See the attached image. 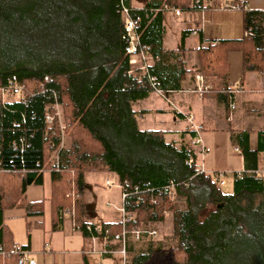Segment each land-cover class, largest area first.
<instances>
[{"label":"trees","instance_id":"1","mask_svg":"<svg viewBox=\"0 0 264 264\" xmlns=\"http://www.w3.org/2000/svg\"><path fill=\"white\" fill-rule=\"evenodd\" d=\"M193 1L149 0L137 12L145 14L164 2L186 10ZM123 3L132 8L130 0H0V87L24 86L19 98L0 102L1 242H6L4 211L24 205L27 188L42 186L47 172L52 173L54 197L70 185L82 195L85 175L105 172L147 191L141 200L132 196L126 201V209L136 216L133 225L162 223L168 213L174 215L177 246L161 249L150 243L130 264H264V175L235 177L233 192L224 193L210 176L197 175L190 142L178 149L163 132L140 130L141 113L134 105L152 88L146 76L140 80L135 70L131 73ZM259 16L247 13L246 27ZM149 31L142 42L162 61L146 40ZM232 43L201 48L199 72L226 85ZM247 44L242 47L245 70L258 71L251 66L254 55ZM154 67L150 72L163 90ZM228 91L219 94L227 105ZM56 102L62 118L49 125L46 117L56 116ZM64 134L70 144L61 148ZM244 137L247 169L257 170L264 145L252 151L249 135ZM171 182L187 183L176 191L186 195L188 209H178L165 189ZM81 197L75 206L77 221ZM25 206L28 216L44 213L41 203ZM205 206L212 210L200 220ZM66 211L55 209L54 231L62 229ZM76 224L84 230L82 223Z\"/></svg>","mask_w":264,"mask_h":264},{"label":"crops","instance_id":"2","mask_svg":"<svg viewBox=\"0 0 264 264\" xmlns=\"http://www.w3.org/2000/svg\"><path fill=\"white\" fill-rule=\"evenodd\" d=\"M130 1L137 9L149 6V0ZM240 1L242 0H200L201 11L195 7L194 0L191 7L180 16L173 12L155 13L146 22L143 33L146 35L147 30H150L146 40L151 48L162 55V61L155 67L153 65V70L164 90V97L152 91L134 105L135 111L141 113L138 119L140 130L161 131L166 142L175 143L178 149L191 143L194 132L189 130L186 115L195 116L197 123L205 128L204 144L210 149V153L203 156L201 146L191 145L197 168L232 174L233 184L237 177L234 173L264 175V151L258 154L257 170L251 171L247 169L242 148L244 134L249 135V147L252 151L264 145V0H243L244 7L231 8ZM247 13L261 14L248 28ZM228 41L233 42V45L227 56L229 78L225 85L221 80L207 78L199 72L198 52L201 48ZM245 44L248 52L254 55L251 66L258 67V71L245 70V55L242 50ZM144 75L140 70L135 72L140 80ZM199 76H203L205 83L211 85L210 91H199ZM226 88L239 91L237 114H232L229 104L220 99L219 94ZM65 137L64 134L61 148H65ZM236 149L240 151L237 152ZM90 174L85 175L83 194L78 195L82 196L80 221H77L75 214L76 202L65 212L62 229L53 230L54 185L52 173L47 172L42 186L31 185L27 188L22 202L24 205L4 211L6 242L0 240V246L5 249L17 246L29 250L36 264H130L131 256L137 252V241L130 238L124 243L114 238L121 229V190L118 188L119 194L115 196L120 201H108V210L104 211V216H99L98 202L101 196L95 192L93 196L89 195ZM107 174L115 175L117 182L110 179L106 182L119 184L116 174ZM37 203L43 205L44 213L28 216L25 205ZM76 223H92L111 233L92 238L79 231L80 225ZM105 225L108 227L105 228ZM149 225L148 229L155 230ZM0 264H17V260L0 254Z\"/></svg>","mask_w":264,"mask_h":264},{"label":"built area","instance_id":"3","mask_svg":"<svg viewBox=\"0 0 264 264\" xmlns=\"http://www.w3.org/2000/svg\"><path fill=\"white\" fill-rule=\"evenodd\" d=\"M245 2L242 0L237 5L231 6L232 9H240L244 7ZM195 7L198 10L202 11V5L200 0L195 1ZM141 10V9H138ZM143 11V10H142ZM184 10L170 6L168 4H164L158 9H149L145 11V14H139L137 12V8H132L126 6L124 3L122 4V12L123 16L126 21V33H127V40L128 45L126 48L127 54L130 56V64L134 70L137 72L138 70L142 71L145 76L147 77L148 83L152 88V91L156 92L157 94L164 97V91L161 90L157 85V78L156 76H153L150 72V69L153 67L154 63H159L161 61L160 56H156L154 54H151V49L148 45L142 42V34H143V22L151 20L152 16L155 13L158 12H173L175 15L180 16ZM199 81L201 82V86L199 88L200 92H208L211 90V85H208L205 83L203 76L198 77ZM24 86L23 85H16L11 86L9 88H2L0 87V92L4 96L2 99V104L5 103V97L12 95L14 97H18L22 95ZM229 93V108L232 114L238 113V99L237 94L239 93L238 90L235 89H228ZM56 111V116L53 114H48L46 117V120L49 125H52L55 122V118H59L61 120L62 118V109L61 105L56 102L53 106ZM61 109V112H60ZM186 119L189 122V130L194 132V137L191 139V145L192 146H201L202 148V155L205 156L206 154L210 153V149L207 148L204 144V126L202 124L197 123L195 116L189 114L186 115ZM237 152H239V149H236ZM56 161L58 163L59 157L56 156ZM197 175L204 174L209 175L212 177L213 181L218 186H223L226 182L225 178L227 175V172L222 171H212L208 172L204 168H199ZM233 175H236L237 177H240L243 175V173H234ZM107 185L109 187H116L121 190V197L123 200V205L120 207L119 211L122 214V218L120 221V231L114 235V238L116 240L122 241L126 243L130 238H133L135 241L139 242L144 240L145 238L155 237L158 235V232L156 230H150L148 229L147 225L142 226H136L133 225V222L135 221V214L132 212H129L126 209V201L128 198L132 196H137L141 200V196L146 193L147 191L142 190L139 186L132 187L129 182H119V184H112L110 182H107ZM179 186H187V183L180 182V183H174L171 182L169 186H167L165 189L169 192H176L177 187ZM173 195V193H172ZM139 200V201H140ZM79 231H82L86 233L88 236H91L92 238L100 236V235H108L111 232L108 230H104L101 227L95 226L94 224L90 223L87 225H84V230H82L81 227L78 228ZM0 253L3 256H8L11 258H16L17 264H36L35 260L31 258V252L26 249H22L20 247L14 246L10 249H5L4 247L0 248Z\"/></svg>","mask_w":264,"mask_h":264},{"label":"rangeland","instance_id":"4","mask_svg":"<svg viewBox=\"0 0 264 264\" xmlns=\"http://www.w3.org/2000/svg\"><path fill=\"white\" fill-rule=\"evenodd\" d=\"M164 4L170 5L169 3H166V2H164ZM19 97L20 96L14 97L12 95H9V96H6L4 100L6 102V101H10L14 98H19ZM3 98H4V96L0 92V102L2 101ZM60 112H61V109H60ZM144 127L145 126H142V129H145ZM69 144H70L69 138L66 136L65 137V147H68ZM56 155H57L56 153L53 155L54 159L56 158ZM47 178H49V177L47 176ZM108 179H110V181L114 180V182H117V181H115V180H117V177L115 175L107 174L105 172L91 173L88 177L89 195L93 196V194L95 192V194L99 193L101 196L99 198V202H98L99 203V209H98L99 216L101 214L104 216V211L108 210V207L106 206L108 201L115 202V203L120 201L119 197L118 198L115 197L119 194L118 188L117 189H111V190L115 191V193H114L106 185L107 184L106 181ZM112 184H117V183H112ZM220 188L222 189V191L224 193H232L233 192V176H232V174L226 175V185H223ZM110 191H111V193H110ZM65 192H67L66 195H64ZM172 193H173V200L176 203L177 208L180 210L188 209L189 203H188V199H187L186 195L178 194L176 192H172ZM78 194H79V191L73 185L63 187V189L59 190L58 193L56 194V196L53 198V202H54L53 208L57 209L59 207H65L67 209H70L79 200V198H77ZM82 194H83V191H82ZM211 210H212L211 207L205 206V207L201 208L199 210L198 218L200 220H203ZM173 219H174L173 213H168L166 215V219L164 222L158 223V224H151V225L148 224L149 226H151L150 227L151 229H155L158 231V235L155 237L145 238L140 243L136 242L137 245H136L135 251H137V252L135 253V255L140 253L141 251L147 250L150 243H153L154 247L161 248V249L175 248L177 246L178 240L174 235ZM132 257L133 256H131V258H130L131 261H132Z\"/></svg>","mask_w":264,"mask_h":264},{"label":"bare ground","instance_id":"5","mask_svg":"<svg viewBox=\"0 0 264 264\" xmlns=\"http://www.w3.org/2000/svg\"><path fill=\"white\" fill-rule=\"evenodd\" d=\"M145 76V75H144Z\"/></svg>","mask_w":264,"mask_h":264}]
</instances>
